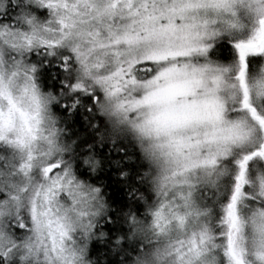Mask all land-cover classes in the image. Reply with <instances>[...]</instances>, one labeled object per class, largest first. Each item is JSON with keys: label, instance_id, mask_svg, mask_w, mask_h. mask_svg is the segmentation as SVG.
<instances>
[{"label": "snow or ice", "instance_id": "6c2138e0", "mask_svg": "<svg viewBox=\"0 0 264 264\" xmlns=\"http://www.w3.org/2000/svg\"><path fill=\"white\" fill-rule=\"evenodd\" d=\"M0 264H264V0H0Z\"/></svg>", "mask_w": 264, "mask_h": 264}]
</instances>
